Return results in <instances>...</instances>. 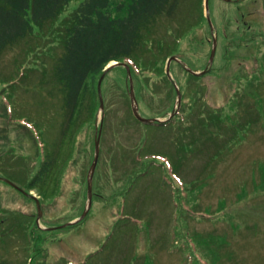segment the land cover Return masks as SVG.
<instances>
[{
    "label": "rangeland",
    "instance_id": "374dc122",
    "mask_svg": "<svg viewBox=\"0 0 264 264\" xmlns=\"http://www.w3.org/2000/svg\"><path fill=\"white\" fill-rule=\"evenodd\" d=\"M82 1L72 0L62 15ZM209 6L218 38L211 65L214 35L205 0H189L180 21L199 24L178 44L182 63L170 64V86L163 79L170 57L149 56L162 68L161 77L130 68L143 117L169 120L174 111L181 116L166 124L137 121L122 62L105 76L104 113L99 99L56 197L41 205L39 223L35 200L0 180V222L12 218L0 228L22 223L0 240V257L13 264H264V0H210ZM178 25L159 19L156 38L163 34L171 44ZM26 50L21 44L0 56V176L22 187L39 166L28 128L39 123L40 140L50 147L63 119L62 100L50 77L44 81L41 60L27 61ZM186 67L207 72L193 78L197 74ZM203 116L207 125L194 127ZM100 127L92 206L78 224L62 228L87 206ZM16 212L34 216L18 220ZM29 229L36 243L26 257Z\"/></svg>",
    "mask_w": 264,
    "mask_h": 264
},
{
    "label": "trees",
    "instance_id": "16d2710c",
    "mask_svg": "<svg viewBox=\"0 0 264 264\" xmlns=\"http://www.w3.org/2000/svg\"><path fill=\"white\" fill-rule=\"evenodd\" d=\"M71 1L0 0V56L18 45H28L27 61L41 60L44 81L46 76L50 77L52 90L62 100L60 136L50 147L44 139L40 140L44 128L39 123H32L34 129L28 128L37 145L39 166L30 178L22 179L26 185L23 188L27 192L36 191L42 197L41 205L56 197L61 177L67 165L73 162L77 139L85 127L92 125L99 105L97 84L105 67L118 61L128 64L136 75L164 76L162 68L149 56H178V44L183 36L199 24L191 23L187 16L188 20L180 21L181 11L189 0H83L62 15ZM161 18L179 23L175 28L177 31L172 32L171 44L164 41L163 34L156 38L159 31L155 27ZM192 77L200 79L202 75ZM163 79L170 86L172 82L167 74ZM150 92L157 93L155 89ZM207 113L216 114L211 109ZM177 116H181L180 111L171 120ZM219 119L217 117V121L223 124ZM193 125L206 126L207 119L203 116ZM16 216L15 219L22 217L27 221L34 214L16 212ZM3 218L6 224L12 220L9 215ZM3 223L0 222V226ZM21 224L15 221L8 228H0V240L15 232L13 228ZM32 232L33 229H29L24 239L26 257L36 243ZM0 264L13 262L0 257ZM19 264L27 262L22 259Z\"/></svg>",
    "mask_w": 264,
    "mask_h": 264
},
{
    "label": "water",
    "instance_id": "95a60500",
    "mask_svg": "<svg viewBox=\"0 0 264 264\" xmlns=\"http://www.w3.org/2000/svg\"><path fill=\"white\" fill-rule=\"evenodd\" d=\"M227 1H231V0H227ZM205 9H206V17H207V20L209 22L211 31H212V33L214 35V37H213V46H212L211 55H210V58H209V65H211L213 63L214 57L216 55L217 46H218V38H217V33L214 30V25H213V22H212V19H211V16H210L209 0H205ZM172 61L181 62V60L177 56H172V57H170L168 59V68H167L166 73H167V75H168V77L170 79H172L171 78L172 75L170 73L169 66L172 63ZM122 64L123 63L116 62V61L109 63L105 67L102 75L99 78V81H98V94H99L100 109H101L102 114L104 113V100H103V95H102V82H103L105 76L113 68H115L118 65H122ZM124 65L126 66V69L128 71L129 77H130V79H129V81H130V85H129V96H130V99H131L132 112H133V115L135 116V118L138 119L140 122L147 123V124L159 123V122H166L167 121L166 119L161 120V119L156 118V117L146 118V117H143L140 114V111H139V103H138V100H137L136 95H135L134 82L132 80L131 70H130V67L127 64L124 63ZM186 69L190 73L197 74V75H202V74H205L207 72L206 69L203 70V71H200V72H196V71H194L193 69H191L189 67H186ZM174 85L176 87V92H177V103L180 104V101L182 99L181 90L179 89V87H178V85L176 83H174ZM175 112L176 111H174L173 113L170 114L169 119H171L173 117V115L175 114ZM101 134H102V127H100L98 129V131L96 132V138H95V155H94V159H93V161L91 163L90 169L88 171V176H87V197H88L87 206H86V208L84 209L83 213L81 214V216L79 218L75 219L74 221L65 223L64 225H62V228L63 227L70 226V225H73V224H77L80 221H82L87 216V214H88V212H89V210H90V208L92 206V200H93V180H94V174H95V171H96V167H97V163H98V158H99V154H100ZM0 180H3L4 182L10 184L11 186L15 187L16 189H18L19 191H21L25 195H27V196H29V197H31V198H33L35 200L36 205H37V209H38L37 223H39L40 218L42 216V208H41L40 199L36 195L32 194L31 192L30 193L27 192L24 188H22L21 186H19L18 184H16L15 182H13L12 180H10L8 178H4V177H1L0 176Z\"/></svg>",
    "mask_w": 264,
    "mask_h": 264
}]
</instances>
